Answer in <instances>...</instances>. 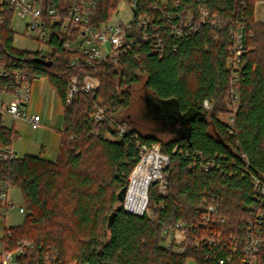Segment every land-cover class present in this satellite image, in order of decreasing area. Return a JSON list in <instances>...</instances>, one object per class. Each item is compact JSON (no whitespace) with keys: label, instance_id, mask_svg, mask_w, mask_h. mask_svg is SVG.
Segmentation results:
<instances>
[{"label":"trees","instance_id":"1","mask_svg":"<svg viewBox=\"0 0 264 264\" xmlns=\"http://www.w3.org/2000/svg\"><path fill=\"white\" fill-rule=\"evenodd\" d=\"M125 1L132 6L135 21L147 16L161 26L164 54H154V39L140 40L117 59L92 68L71 65L74 53L63 47L69 38L61 32L64 20L50 26L46 55L16 48L14 8L0 0V63L26 69L31 81L47 78L65 109L57 159L32 154L0 158V187L9 182L21 189L27 211L22 224L4 229L2 246L13 250L20 239H30L42 250L57 249L63 264H185L189 256L197 264H242L250 215L245 207L254 201L251 175L264 178V22L255 15L256 6L264 0ZM73 2L54 0L63 14ZM97 2L91 21H109L118 0ZM201 8L208 11V21L198 30L182 37L163 31L170 27L168 14L173 13L175 21L187 12L198 18ZM240 23L246 35L237 86L239 101L231 125L219 115L229 111L231 103V29ZM37 58L52 64L47 66ZM74 76L79 87L87 76L98 78L101 84L89 92H76L68 104ZM6 81L0 78L2 87ZM139 85L144 93L137 97ZM146 94L158 99L155 106L159 111L166 109L162 103L171 102L177 122L173 130L188 132L173 131L167 140L144 132L130 110L139 100L146 108ZM206 101L212 105L210 109L204 107ZM98 107L108 112L104 121L95 123L92 114ZM145 108L141 115L148 118ZM113 120L126 124L128 132L118 137ZM152 124L151 129L157 130ZM18 136L14 127L0 121V150L12 147ZM136 136L145 143H159L170 157L167 193H160L157 183L149 188L151 213H132L118 199L139 162ZM202 159L215 162L216 167L204 170ZM212 201L226 217V224L216 225V229L239 238L231 262L226 259L235 243L228 239L210 246L202 241L207 232L201 228L188 232L178 244L183 251L165 246L166 227L178 222L198 226L205 204ZM113 211L116 217L109 227ZM262 238L264 242V227ZM35 257L30 253L26 259L36 264ZM259 264H264V245L259 250Z\"/></svg>","mask_w":264,"mask_h":264},{"label":"built area","instance_id":"2","mask_svg":"<svg viewBox=\"0 0 264 264\" xmlns=\"http://www.w3.org/2000/svg\"><path fill=\"white\" fill-rule=\"evenodd\" d=\"M4 1V0H1ZM8 3L17 9L23 18H27L26 32H31L35 40L39 43L40 48L37 50L40 55H46L49 51L50 26L54 23H59L64 20L62 31L69 38L63 43V47L73 52L74 55L70 59L73 66L88 65L92 68L99 67L100 64L106 62L110 58L117 57L132 49L134 45L143 40L152 43L154 54H164L165 40L162 36L161 26L152 23V19L147 16H140L137 21L134 17L129 22H111L103 21L95 23L91 21L95 14L99 0H74L67 13H60L54 0H7ZM264 7V1L259 2ZM208 19V11L201 8L198 18L187 12L179 20H174L173 13L168 14V23L170 27L166 28L165 33L182 37L198 30ZM264 22L263 19H258ZM246 35L243 25L237 24L231 29V37L233 43L230 47V56L228 58V68L231 72V89L229 97L231 99V108L239 101V73L241 69V59L244 52L243 38ZM252 35V33H250ZM0 78L7 79L3 87L0 84V121L4 116H9L13 122L18 120H26L32 128H38L42 125V116L38 113L28 116L26 104L31 95L32 81L29 78L28 72L24 68L12 69L7 65L0 63ZM100 80L96 77L87 76L84 79L82 87L78 86V80L74 76L70 81V88L67 95V103L70 104L76 92L83 90L89 92L92 89L99 87ZM233 104V106H232ZM204 107L210 109L212 105L206 101ZM235 109L231 110V120ZM108 109L98 107L92 114L95 123L105 120ZM229 122L230 124L232 123ZM117 129L118 137L128 132L126 124H120L113 120ZM3 124V123H2ZM232 125V124H231ZM114 137V136H113ZM138 139V136H136ZM117 138V137H116ZM115 139V137H114ZM116 140V139H115ZM139 148V162L133 169L129 177L128 194L124 201V206L132 213L143 214L149 212V188L151 184L157 183L158 190L162 194H166L168 190L167 169L169 167L170 157L162 152L161 145L156 142L145 143L137 140ZM244 155V153L242 154ZM13 146L0 150V158H15ZM248 162H246L247 164ZM201 167L208 171L216 167L215 162L210 160H201ZM248 165V164H247ZM246 165L245 170L248 171L249 166ZM138 171L141 175L147 178L146 183V203L141 212L132 211L128 206V197L132 187L133 174ZM251 183L253 186L254 201L252 204L245 207L249 212L248 230L245 239V251L242 256V264H259V250L264 245L263 242V227H264V178L257 175H251ZM11 185L9 182H3L0 187V202L3 210L2 214H7L14 207L10 195ZM220 205L216 201L207 202L202 211L200 223L196 225H185L183 222H178L176 225L166 227L163 233L164 244L168 248L183 251L180 242L186 238V234L192 230H205L202 236V241L205 240L210 246L221 245L226 240L230 239L235 243L232 254L227 256L226 261L231 262L237 255L239 241L237 235L225 236L222 230L216 229V225L226 224V217L222 214ZM19 211L26 213V208L19 205ZM30 253H35L36 264H63L59 258V252L49 246L42 250L38 247L35 241L30 239H20L17 246L13 250H6L2 246L0 240V264H29L27 257ZM211 254V252L209 253ZM225 259H220V263H224Z\"/></svg>","mask_w":264,"mask_h":264},{"label":"rangeland","instance_id":"3","mask_svg":"<svg viewBox=\"0 0 264 264\" xmlns=\"http://www.w3.org/2000/svg\"><path fill=\"white\" fill-rule=\"evenodd\" d=\"M255 15L257 20L264 18V7L262 4L256 6ZM134 13L132 6L128 1L118 0L117 8L112 15L110 21L117 22H129L133 19ZM27 18H23L17 9H14L12 18V26L15 30L14 46L21 50H27L34 52L40 48L39 43L35 40L31 32H26ZM33 87L28 103L26 104V110L28 116L31 114L39 113L42 116V125L38 128H32L29 122L23 124L21 119L17 122H13V119L9 116L3 118L4 126L12 128L13 126L18 131L19 136L14 142V151L18 156H23L26 153H37L43 157L49 159H57L59 153V144L61 141V131L64 128V105L55 92L54 88L47 78H34L32 81ZM143 85L136 86L135 94L138 97L144 92ZM148 103L146 108L140 100L137 101L132 109L130 110L132 116L139 122L141 128L146 133L157 135L163 140H167L173 136L172 132L176 131L177 134L180 132L187 133L188 130L183 131L173 130L174 125L177 123L174 119L176 116L172 112L174 106L171 102L162 103L166 105V109H161L159 112L154 111L156 102L158 99L153 98L152 95H147L146 98ZM161 103V102H160ZM238 103L235 105L237 107ZM233 106V104H232ZM232 107V111L234 108ZM143 108H145V115L148 114V118H143ZM231 103L228 105L227 112H223L219 115L220 119L225 122H231L230 113ZM131 116V117H132ZM169 116V117H168ZM156 125L157 130L151 129L152 121ZM22 123V124H21ZM154 126V125H153ZM110 139H114L112 135H106ZM11 200L14 203V207L11 208L8 213L2 214V208H0V236L3 235L6 227H12L20 225L24 222L26 213L19 211V205L24 206V196L21 189L18 187H11L10 189ZM25 207V206H24ZM185 264H197L196 259L193 256L187 257Z\"/></svg>","mask_w":264,"mask_h":264},{"label":"bare ground","instance_id":"4","mask_svg":"<svg viewBox=\"0 0 264 264\" xmlns=\"http://www.w3.org/2000/svg\"><path fill=\"white\" fill-rule=\"evenodd\" d=\"M132 187L129 194L128 206L132 211L141 212L146 203V183L147 178L143 177L140 172L136 171L132 177Z\"/></svg>","mask_w":264,"mask_h":264},{"label":"water","instance_id":"5","mask_svg":"<svg viewBox=\"0 0 264 264\" xmlns=\"http://www.w3.org/2000/svg\"><path fill=\"white\" fill-rule=\"evenodd\" d=\"M36 61H37V62H42V63H44V64L47 65V66H50V65L52 64V61H51V60H49V61H45L44 59L41 60V58H37ZM154 109H155L156 111H159L160 108H159L158 106H155ZM127 194H128V185H125V186L121 189V191L119 192V198H118V199H120L122 202H124V201H125V198H126V196H127ZM115 217H116V211H113V212L110 214V216H109V221H108V226H109V227L112 226ZM109 227H108V228H109Z\"/></svg>","mask_w":264,"mask_h":264},{"label":"crops","instance_id":"6","mask_svg":"<svg viewBox=\"0 0 264 264\" xmlns=\"http://www.w3.org/2000/svg\"><path fill=\"white\" fill-rule=\"evenodd\" d=\"M33 84H34V83L32 82L31 89H32V87H33ZM27 114H28V112H27ZM38 114H39V113H38ZM4 117H5V116H4ZM4 117H3V118H4ZM3 118H2V123H3V125H4ZM18 121H19V120H18ZM21 121H23V124H25L26 122H28V121L23 120V119H22ZM21 124H22V123H21ZM28 124H29V123H28ZM13 127H14V126H13ZM14 128H15V127H14ZM17 132H18V131H17ZM13 147H14V145H13ZM15 153H16V152H15ZM16 154H17V153H16ZM26 154H32V153H26ZM32 155H38V154H37V153H36V154L33 153ZM17 156H18V154H17ZM40 156H42V155H40ZM42 157H43V156H42ZM46 158H47V157H46ZM46 158H45V159H46ZM47 159H49V158H47ZM50 160H53V159H50Z\"/></svg>","mask_w":264,"mask_h":264}]
</instances>
